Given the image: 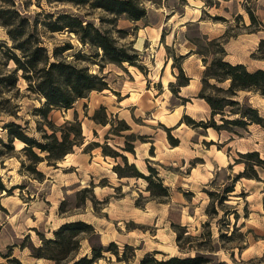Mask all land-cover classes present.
Here are the masks:
<instances>
[{"label":"rangeland","instance_id":"1","mask_svg":"<svg viewBox=\"0 0 264 264\" xmlns=\"http://www.w3.org/2000/svg\"><path fill=\"white\" fill-rule=\"evenodd\" d=\"M140 1L148 11L143 21L131 23L120 17L111 25L112 16L91 8L89 4L14 0L15 8L22 17L30 23L36 21L41 45L49 55L56 47L69 43L72 48L59 55L86 67L91 74L103 76L108 83V89L90 93L68 110L50 111L47 121L59 126L66 120H72L76 114L85 144L97 142L102 146L108 145L125 155L128 163L134 164L144 175H148V161L169 190L168 203L159 202L164 199L148 200L146 182L142 179L118 180L112 167L122 164L120 158L105 157L100 148L84 154L82 146L75 147L55 166L47 165L46 161L39 163L36 169L44 177L38 181L25 169L29 162L20 151L24 145L14 140L13 152L0 157V177L5 187L11 189L8 194L0 195V206L5 209V212L0 211L1 264H9L7 259L2 258L9 248L12 253L9 259H15L18 264H40L29 257L27 248L21 250L19 247L26 235L34 246L40 245L36 232L26 228V224L35 226L34 229L45 238H51V231L61 220L77 219L87 212L99 216L108 196L103 198L106 199L103 202L97 201L92 193L95 186L106 187L102 193H111L115 199L132 196L141 206L139 209H144L148 203L147 208L154 215L152 224L145 215L142 218L144 222L121 220L115 235H119V244L116 245L122 260L119 262L111 253H104L105 259L96 264H139L145 254L163 260L167 258L165 255L188 257L193 256L195 251L204 254L212 251L218 260L227 264H264V171L258 170L259 181L242 178L234 183L233 192L226 196L222 204L218 203V198L224 195L222 190L231 186L232 177L243 169L242 164L234 163L237 153L258 151L261 156L264 155V133L257 126L241 131V137L225 131L216 133L212 129H192L184 123L177 127V121L183 115L193 117L195 121L204 116L200 121H207L209 112L203 111L202 102L195 96V100H189L194 106L186 105L189 107L186 109L168 87L170 82L175 81L177 72L172 68L171 57L182 55L190 47L186 40L198 39L202 35L196 23L181 24L190 17L198 16L212 29L211 36L223 31L228 54L226 59L244 63L250 71L264 68V59H261L264 47L258 50L259 42L264 43V0ZM244 6L251 9L262 23L258 33L252 32L255 27H248L250 21ZM172 11L173 17L168 16ZM59 14L77 17L83 24L92 23L96 28L108 31L119 45L136 50L137 67L126 63L120 66L108 63L101 50L81 43L75 33L50 32L43 27L47 15H52L54 19ZM157 33L159 36L156 38ZM0 41L11 45L1 26ZM199 42L204 45L201 40ZM128 54L132 52L128 51ZM183 63L184 73L198 82L203 70L201 60L192 55L185 66ZM8 67H13V64ZM17 88L18 93L12 101L19 106L18 119L0 118V139L6 142L7 131L2 130V126L9 121H15L33 139L40 138L41 126L50 133L45 121L34 115V110L41 106L43 99L39 100L36 95L27 92L26 82L21 78ZM237 100L264 114V96L240 92ZM100 107L105 108L108 120L112 121L116 130L119 128L117 121L123 120L130 131L117 136L111 134L109 125L95 124L90 117ZM215 119L219 123L218 118ZM163 127L169 128V132ZM130 133L135 137L132 142L135 155L123 151L125 135ZM168 136L178 139L179 144L172 147ZM0 151H5L1 145ZM208 192L213 196L209 197ZM213 210L217 213L214 214ZM169 219L186 231L180 241L183 251L177 246L176 234L170 227ZM186 235L191 238L186 240ZM126 237L131 238L134 255L120 242ZM88 250V242L81 240L78 256Z\"/></svg>","mask_w":264,"mask_h":264},{"label":"trees","instance_id":"2","mask_svg":"<svg viewBox=\"0 0 264 264\" xmlns=\"http://www.w3.org/2000/svg\"><path fill=\"white\" fill-rule=\"evenodd\" d=\"M52 1H70L77 5L89 4L91 8L112 16L109 22L111 25H114L120 17L131 23L143 21L148 12L140 0ZM208 6L210 7V4ZM244 10L250 21L248 27H255L252 32L260 30L262 23L257 20L254 12L246 6H244ZM52 17V15H47V21L42 23L48 31L75 33L81 43L89 44L101 50L103 52L102 57L108 63L119 66L126 63L129 66L137 67V51L126 45H119L108 31H102L89 22L83 24V21L68 14H59L54 19ZM0 26L5 29V33L11 41L10 46H7L4 41H0V118L18 119L19 106L14 104L12 100L18 93L17 83L21 78L26 82L25 89L27 92L36 95L39 100L43 99L41 106L34 110V115L42 118L50 131L47 133L41 126L39 129L40 138L33 139L28 137L24 128L15 121L4 123L2 130L7 131V140L4 142L0 139V145L5 150L0 151V157L13 152L14 140L22 142L24 146L20 151L25 154L29 162L25 169L35 179L41 181L44 175L36 169L39 163L46 161L47 165L55 166L67 154L72 153L75 147L82 146V152L85 154L90 153L95 148H100L103 156L114 160L120 158L122 164L117 163L112 167V171L118 179L144 180L146 182L145 190L149 194L148 200L164 199L159 202L167 204L169 190L163 185L157 170L151 167L148 161L146 162L148 175H144L134 164L128 163L125 155L116 152L108 145L102 146L97 142L85 144L81 124L77 120L76 114L72 120H66L59 126L46 119L52 110H68L76 101L88 97L90 93L108 89L105 78L91 74L86 67L78 66L62 58L59 54L72 48L69 43L56 47L49 55L48 51L41 45V39L36 31V21L30 23L26 17H22L15 8L14 0H0ZM118 31L120 32V30ZM223 38L225 36L209 39L206 35H200L198 39H188L195 46L192 53L200 58L203 65L200 75V89L195 97L203 100L209 107V119L207 121H195L183 115L180 123H184L192 129H212L216 133L225 131L239 137H241V131H247L249 126H257L264 133V114H260L256 108L237 100L240 92H253L264 96V69L249 71L241 63L232 64L226 61ZM200 40L204 45H200ZM261 47H264L262 41L259 42L258 50ZM128 51H131L132 54H128ZM209 55L210 59H208ZM185 57L186 55L171 57L173 60L172 68H175L177 72L175 81L168 84L169 91L181 101L182 105L189 102V99L178 96L179 89L188 85L190 81V77L182 69V62ZM261 59H264V56ZM10 63L13 64L11 68L8 67ZM216 117L219 123H217ZM90 119L101 126L109 125L111 134L117 136H122L120 135L121 132L130 131V127L123 120L117 121L119 128L116 130L112 121L108 120L104 107L96 110ZM165 131L169 132V128H166ZM134 141L135 137L132 133L125 135L123 151L134 154L132 144ZM168 141L172 147L179 144L178 139L171 136H168ZM237 156L238 158L234 159V163L242 164L243 169L232 177V185L222 190L224 195L218 198L219 204H222L226 200V196L233 192L234 183L242 178L259 181L258 170L264 171V155L261 156L258 151L238 152ZM9 190L11 189L5 187L0 177V195L2 193L8 194ZM207 194L209 197L213 196L211 192ZM135 206L141 207L136 201ZM0 211L5 212V209L0 206ZM213 213L216 214L217 212L213 210ZM169 222L171 229L176 234L177 246L180 251H183L180 241L186 231L179 224L172 223L170 219ZM32 230L36 232L40 245L34 246L29 241V235L24 236L21 245H19L21 250L27 248L29 256L32 258L49 260L53 264H94L102 259L103 253L106 252L114 255L117 261L122 260L118 255L117 245L113 242L106 246L101 245L99 235L93 226L83 221L66 222L60 225L52 232L51 238H45L35 229ZM186 236V240L191 238L189 235ZM83 239L89 244L90 256H78L80 241ZM26 241L28 243H25ZM124 248L131 250L134 255L135 249L133 247L124 245ZM11 254L9 248L2 258L7 259L9 264H18L15 259H9ZM150 256V254H145L139 264H227L218 260L212 251L209 254L195 251L193 256H171L163 260H156Z\"/></svg>","mask_w":264,"mask_h":264},{"label":"crops","instance_id":"3","mask_svg":"<svg viewBox=\"0 0 264 264\" xmlns=\"http://www.w3.org/2000/svg\"><path fill=\"white\" fill-rule=\"evenodd\" d=\"M173 12H171L170 15L168 16H171L173 17ZM183 17H185V14H183ZM188 23H196L198 25V28L199 30L201 31V34L202 35H206L209 39H214V38H219L222 36L223 34V31L221 34H216V35H209L210 34V30H212L210 27H208L207 25H205V23H203L199 18L198 16H196L195 18H192L190 17L189 19H185L183 21V26H186ZM258 31H256V33H258ZM255 33V32H254ZM158 33L156 35V38H157ZM186 42L189 43L190 47H188L183 53L182 55H186L185 59L183 60L184 61V65L185 66V62L192 56V55H196L194 53H192L194 50H195V46L189 41V40H186ZM224 50H225V60L232 63V64H236V63H241V62H232L231 60H228L226 59L228 54L226 53V47L224 45ZM197 56V55H196ZM198 57V56H197ZM199 58V57H198ZM200 59V58H199ZM243 65H245L244 63H241ZM246 66V65H245ZM247 68V66H246ZM183 70L184 67L182 68ZM257 69H264V68H255L251 71H254V70H257ZM247 70H249L247 68ZM250 71V70H249ZM188 76V75H187ZM190 77V81L188 83V85L184 86V87H181L179 89V92H178V96L181 97V98H185V99H189V100H195L193 97L196 96L197 92L199 91L200 89V80L197 82L196 81H193L191 76H188ZM193 81V82H192ZM196 100H198L199 102H202L201 106L203 108V111L206 113V112H209V107L207 106V104L201 100V99H198L196 98ZM191 101V102H192ZM191 102H186L183 106H185V108H189L187 107L186 105H189L190 107L194 106L193 103ZM182 105V104H181ZM204 116H201L199 117L197 120L200 121L203 119ZM193 117H191L192 119ZM194 120V119H193ZM182 126V123H180V120L177 121V127H181ZM240 153V152H239ZM85 154V153H84ZM88 154V153H87ZM131 155H135V154H131ZM212 166V164H211ZM214 170V169H213ZM210 176H211V173H210ZM120 180V179H118ZM112 187H114L112 185ZM112 187L108 188V189H113ZM106 188V187H93V195L95 196V199L97 201H101L103 202V200H106V199H103V198H107L108 196V200H107V203H106V206H104L100 212H99V216L98 215H94V214H89L90 212H87V214H83L81 215V217L77 218V219H73V220H68V221H63L61 220L60 223H58L57 227L55 229H53L52 231H55L60 225L66 223V222H72V221H83L85 223H88L90 225L93 226L95 232L99 235V241L101 243V245L103 246H106L108 245L109 243L113 242L115 244H119V235H115V230H116V227H118V225L121 223V220H125V221H132V222H144L142 221V218L143 216H148L150 219V223L152 224L153 221H154V215L153 214H150L148 208H147V204H145L144 206V209H139L135 206V199L131 197H127V199H125L124 197L123 198H119V199H115L111 196V193H107L106 191L104 193L103 192V189ZM146 217V218H148ZM148 220V219H146ZM149 221H146V223H148ZM26 224V222H25ZM26 228H29V229H34L35 226L33 225H25ZM52 231H51V234H52ZM131 234V232L129 233ZM129 236V235H127ZM131 238L130 237H126L124 239V241H120L121 243L125 244V245H128V246H132V242L130 240ZM106 253V252H104ZM103 253V258L102 259H105V255ZM83 255H87V256H90V247H89V250L87 252H85ZM114 256V255H113ZM172 255H165V257H171ZM30 257V256H29ZM32 258V257H30ZM32 260H34L36 263H40V264H53V262L49 261V260H44V259H35V258H32ZM101 260V259H100ZM100 260H98L97 262H99ZM97 262H95L94 264H96Z\"/></svg>","mask_w":264,"mask_h":264},{"label":"bare ground","instance_id":"4","mask_svg":"<svg viewBox=\"0 0 264 264\" xmlns=\"http://www.w3.org/2000/svg\"><path fill=\"white\" fill-rule=\"evenodd\" d=\"M17 141H18V140H17ZM18 143H20L21 146L24 145L22 142H19V141H18ZM16 145H17V144H16ZM17 146H18V145H17ZM21 146H20V147H21ZM18 148H19V147H18ZM67 155H68V154H67ZM67 155H66V156H67Z\"/></svg>","mask_w":264,"mask_h":264}]
</instances>
